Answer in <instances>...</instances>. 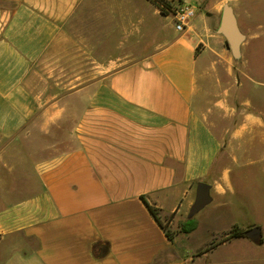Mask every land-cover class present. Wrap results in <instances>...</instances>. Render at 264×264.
I'll return each mask as SVG.
<instances>
[{
  "label": "crops",
  "instance_id": "obj_1",
  "mask_svg": "<svg viewBox=\"0 0 264 264\" xmlns=\"http://www.w3.org/2000/svg\"><path fill=\"white\" fill-rule=\"evenodd\" d=\"M169 1L0 0V264H264V0Z\"/></svg>",
  "mask_w": 264,
  "mask_h": 264
},
{
  "label": "water",
  "instance_id": "obj_2",
  "mask_svg": "<svg viewBox=\"0 0 264 264\" xmlns=\"http://www.w3.org/2000/svg\"><path fill=\"white\" fill-rule=\"evenodd\" d=\"M221 32L229 34L232 45L230 48L235 54H238L239 44L242 39V35L239 33L236 20L232 15L230 7H225L223 19L221 22ZM211 185L205 181H199L197 184V193L194 204L191 207L190 216H193L200 209H202L207 203L210 202L211 197L209 195V190ZM246 234L253 238H258L260 236V228L253 227L246 230Z\"/></svg>",
  "mask_w": 264,
  "mask_h": 264
},
{
  "label": "built area",
  "instance_id": "obj_3",
  "mask_svg": "<svg viewBox=\"0 0 264 264\" xmlns=\"http://www.w3.org/2000/svg\"><path fill=\"white\" fill-rule=\"evenodd\" d=\"M175 18V27L182 31L189 24L196 13V8L190 3H181L170 10Z\"/></svg>",
  "mask_w": 264,
  "mask_h": 264
},
{
  "label": "trees",
  "instance_id": "obj_4",
  "mask_svg": "<svg viewBox=\"0 0 264 264\" xmlns=\"http://www.w3.org/2000/svg\"><path fill=\"white\" fill-rule=\"evenodd\" d=\"M153 1H155V3L159 7H161L162 11H164V8L163 7H168L169 6V0H153ZM143 198H144L145 202L147 203L149 209L153 213V215L159 220V222L161 223V225L164 226V224L162 223V221L160 220L159 215H158L159 209L156 208L155 206L149 204L148 201L145 199L144 196H143ZM196 225H197L196 219L190 218L185 223H183L182 230L185 231V232L192 231L196 227ZM244 233H245V230H241V229L240 230L239 229L238 230L235 229V231L233 232V234H235V235H244Z\"/></svg>",
  "mask_w": 264,
  "mask_h": 264
},
{
  "label": "rangeland",
  "instance_id": "obj_5",
  "mask_svg": "<svg viewBox=\"0 0 264 264\" xmlns=\"http://www.w3.org/2000/svg\"><path fill=\"white\" fill-rule=\"evenodd\" d=\"M153 1V0H152ZM154 3H155V1H153ZM156 4V3H155ZM157 5V4H156ZM158 6V5H157ZM160 9H161V7H159ZM164 8V11L163 12H167L168 11V9H171L172 8V5H171V3H170V1H169V6L168 7H163ZM162 10V9H161Z\"/></svg>",
  "mask_w": 264,
  "mask_h": 264
}]
</instances>
